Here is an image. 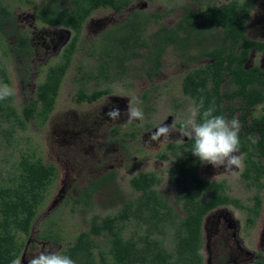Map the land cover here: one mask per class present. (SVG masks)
Returning <instances> with one entry per match:
<instances>
[{"label":"trees","instance_id":"16d2710c","mask_svg":"<svg viewBox=\"0 0 264 264\" xmlns=\"http://www.w3.org/2000/svg\"><path fill=\"white\" fill-rule=\"evenodd\" d=\"M135 0H49L38 13V19L48 26L70 29L73 36L63 49L59 60L48 67L45 77L37 86L35 99L26 104L21 113L13 106L12 97L0 101V121L12 132L25 129L32 119L44 125L54 110L60 86L77 51L85 21L102 8L121 12ZM259 0H232L220 7L208 6L200 13L187 11L174 28L161 24L166 13H134L123 25L113 28L108 40L97 51V66L89 72L79 69L81 77L112 79L114 60L119 67L147 50V56L156 72L162 65L161 57L166 50L186 55L188 60L197 58L190 53L197 48L198 57L211 62L189 71L183 78V93L198 104L201 99L204 109L215 105L214 115H224L229 120L240 111V149L244 170L241 174L247 186H264V66L247 67L253 50L264 54V42L248 38L246 28L253 7ZM13 21V14L0 1V31ZM151 24L159 30L155 41L144 33ZM118 31V32H117ZM120 37L116 41L115 36ZM153 42V43H152ZM203 43L204 48H199ZM17 55L28 54L30 45L26 36H20ZM107 57H104L102 53ZM0 83L10 86L4 69L0 70ZM225 85L231 90L224 91ZM109 93L108 89L87 94L79 91L78 102H95ZM238 104L239 107H234ZM258 106L259 115H254ZM251 118V124L249 123ZM249 135L256 138L255 143ZM193 141L169 145L175 158L171 177L175 178L178 190L175 196L178 205L187 212L183 217L158 192L162 179L151 172H142L130 179V186L139 196L127 200L113 214L95 216L88 230L81 232L74 243L62 253L70 256L75 264H203L201 255L203 217L213 208L237 200L222 192L223 182H208L199 176L202 162L192 154ZM166 159V155H160ZM58 178L54 165L43 163L40 158L22 154L15 171L7 181L0 180V264H12L20 258L26 247L33 223L47 199L52 185ZM103 186L95 182L82 192L91 201ZM203 200L195 192L211 190ZM260 203V201L257 199ZM257 203V206H259ZM22 236H24L22 238ZM171 237L172 248L165 240ZM39 239L52 240V234L43 233ZM255 264H264V256Z\"/></svg>","mask_w":264,"mask_h":264},{"label":"rangeland","instance_id":"374dc122","mask_svg":"<svg viewBox=\"0 0 264 264\" xmlns=\"http://www.w3.org/2000/svg\"><path fill=\"white\" fill-rule=\"evenodd\" d=\"M0 1L13 14V21L0 31V70L7 72L10 87L16 89L12 102L21 113L23 107L35 99L38 84L43 81L48 67L58 61L72 33L62 27L45 25L38 19L40 9L49 0ZM230 1L138 0L121 13L110 8L95 11L83 28L77 51L47 122L41 125L32 119L25 129L17 128L12 132L7 124L0 121L1 181L11 177L21 155L27 153L47 165H54L58 170V178L38 212L29 237L25 239L26 247L20 257L22 264H27L30 256L41 251L63 252L81 232L88 230L93 217L116 213L124 202L136 199L139 194L131 188L130 179L142 172H151L162 179L158 192L179 215L185 216V211L175 200L178 184L170 175L174 159L170 157L168 145H180L187 138L178 142L183 114L194 103L183 93L184 76L211 61L198 57L197 48L190 53L197 58L192 61L170 47L162 57L158 72L149 62L145 49L132 61L124 62L123 67H119L118 60H114L112 79L108 82L81 77L79 69L91 72L98 61H102L103 58L97 57L101 43L108 40L116 25L125 22L135 11L166 13L161 24L174 27L187 11L200 13L208 6L220 7ZM61 3L67 5L68 0H61ZM158 29L157 25H151L146 36L153 40ZM246 34L251 40L264 42V0H259L253 7ZM20 36L29 39L28 54L17 55L14 52ZM204 47L200 43L198 49ZM251 54L247 67H262L264 54L256 51ZM104 89H108L109 93L95 102L77 101L81 90L91 94ZM229 90L231 86L225 85L224 91ZM130 101L133 107L142 109V121L126 122L127 116L123 113ZM113 106H119L122 113L121 118L115 121L106 115ZM261 112L262 107L258 106L254 115ZM240 115L238 111L234 118L239 120ZM174 121L175 130L169 139L150 140L158 127L170 126ZM160 155L167 158L161 159ZM243 168L237 169L235 174L225 173L223 167L216 168L202 162L200 174L208 181H223L231 195L244 201L248 194L245 193L247 185L241 177ZM102 181L103 186L91 201L82 196L85 189ZM262 181L264 183V178ZM262 197L264 202V193ZM245 201L252 203L251 200ZM237 217L234 218L243 226V215L238 214ZM261 227L262 224L258 223L253 231L241 229L240 237L247 250L257 252L260 249L258 228ZM49 232L52 240L39 239L43 233L47 236ZM165 242L168 248H172L170 236ZM204 255L207 264L205 251ZM211 264L216 263L213 261Z\"/></svg>","mask_w":264,"mask_h":264},{"label":"clouds","instance_id":"9594fccd","mask_svg":"<svg viewBox=\"0 0 264 264\" xmlns=\"http://www.w3.org/2000/svg\"><path fill=\"white\" fill-rule=\"evenodd\" d=\"M16 89L6 83H0V101L13 97ZM215 105L204 109L203 99L198 104L189 105L181 120V139L187 137L193 141L192 154L199 158L205 164L213 167H223L225 173L235 174L237 169L243 167L240 149V129L241 124L237 118L229 120L224 115H214ZM127 123L135 120L142 121L144 113L139 107H133L130 101L125 112ZM110 120L121 118V109L119 106H113L106 114ZM176 121L170 126L165 124L152 133L151 141H160L161 137L169 139L171 133L175 130ZM249 140L255 143L258 138L249 135ZM12 264H22L20 258L12 261ZM27 264H75V261L59 251H41L27 259Z\"/></svg>","mask_w":264,"mask_h":264},{"label":"flooded vegetation","instance_id":"af4514ba","mask_svg":"<svg viewBox=\"0 0 264 264\" xmlns=\"http://www.w3.org/2000/svg\"><path fill=\"white\" fill-rule=\"evenodd\" d=\"M136 1H138V0L133 1L129 6L125 7L121 12L126 10L128 7H130ZM102 9H107V8H102ZM113 11H115V10H113ZM139 11L145 13L141 9ZM139 11H135L134 13L139 12ZM115 12L121 13L118 11H115ZM148 13H151V12H148ZM161 14H163V13H161ZM185 14H186V12H185ZM132 15H130L129 18ZM128 19L125 22H123L119 25H116V27H114V28H118L120 25L125 24L126 22H128ZM87 20L85 21L83 28H84ZM161 23H162V21H161ZM151 25H157V24H151ZM52 27H56V26H52ZM57 27H60V26H57ZM167 27H169V26H167ZM174 27H170V28H174ZM62 28H65V27H62ZM65 29L69 30L72 33V35H71V38H72L73 32L68 28H65ZM117 30L119 31V28ZM82 32H83V30H82ZM145 37H147L146 33H144L143 39H145ZM71 38H70V40H71ZM115 39H116V41H119L120 37L118 35H116ZM70 40H69V42H70ZM153 41H155V38L153 39ZM253 51H256V50H253ZM256 52H258V51H256ZM251 55L252 54H250V58H251ZM162 57L160 59L161 61H162ZM250 58H249V60H250ZM72 60H73V58H72ZM132 60H130V61H132ZM249 60H248V62H249ZM246 66H247V64H246ZM188 140L189 139L186 138L183 143H186ZM171 145H177V144H171ZM239 154L242 156V160H243V154L241 152H239ZM170 157H173L172 153H171ZM173 159H175V158L173 157ZM263 161H264V159L262 160V165L264 166ZM243 166H244V163H243ZM243 170H244V168H243ZM200 171H201V166H200V170H199V176H200V178H202ZM202 180L208 181V180H205L203 178H202ZM208 182L213 183V182H217V181H210L209 180ZM221 190L226 197H230L232 199H235V200H237V202H228L226 204H222L220 206H217V207L213 208L212 210H210L203 217V221H202V246H201V255L203 256V264H205V258H206V256L204 255V251L208 255V259L206 260L207 264H211L213 261L216 264H255L256 262L261 260V256H264V202H263V197H262L263 193H264V186L261 188H259L258 186H247L245 188V193L248 194V195H246L245 200H251L252 203H249L245 200L242 201L238 197L231 195L230 191L228 190L226 185H224ZM211 192H212V189L208 190V191H203V192L197 191V192H195V194L198 195L203 200L204 198L209 196L211 194ZM249 193H252V194H249ZM257 199L260 201V203L257 201ZM257 203H259V206H257ZM180 206L182 208V205H180ZM235 212H236V214H235ZM238 214L243 215V226H241L239 220L235 219V218H238L237 217ZM187 215L188 214L185 211L184 217H186ZM258 223L262 224L261 229L258 228V242H259L260 249L257 252H251L243 246V241L240 237L241 232H242L241 229L244 230V228H245L247 230L253 231L256 229V226L258 225ZM259 227H260V225H259Z\"/></svg>","mask_w":264,"mask_h":264}]
</instances>
